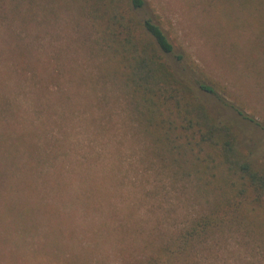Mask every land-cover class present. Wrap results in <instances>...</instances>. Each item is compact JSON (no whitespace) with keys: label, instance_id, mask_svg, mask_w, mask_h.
Here are the masks:
<instances>
[{"label":"rangeland","instance_id":"obj_1","mask_svg":"<svg viewBox=\"0 0 264 264\" xmlns=\"http://www.w3.org/2000/svg\"><path fill=\"white\" fill-rule=\"evenodd\" d=\"M148 2L176 52L185 55L177 68L212 88V94L199 92L200 100L215 118L229 123L240 149L264 168V9L244 8L237 0ZM72 7L68 0H0V137L7 107L23 119L26 100L33 102L37 88L49 90L40 104L58 101L61 86L64 94L77 93L74 80L68 83L75 70L93 75L92 83L78 88L92 97L90 106H76L78 97H72L69 109L56 103L51 120L66 124L65 136L51 124L45 141L62 138L57 148L63 146L71 164L65 174L74 182L67 196L88 177L114 199L100 193L101 202L0 205V264H141L201 208L190 185L174 184L155 164L148 169L143 163V135L119 87L96 76L97 60L84 49ZM50 75L58 76L57 85L41 81ZM42 147L57 153L51 142ZM4 164L0 160L2 175ZM2 178L7 186V177ZM197 264H264V252L231 237L198 254Z\"/></svg>","mask_w":264,"mask_h":264},{"label":"trees","instance_id":"obj_2","mask_svg":"<svg viewBox=\"0 0 264 264\" xmlns=\"http://www.w3.org/2000/svg\"><path fill=\"white\" fill-rule=\"evenodd\" d=\"M68 3L82 26L87 55L97 60L96 76L119 87L128 115L143 135V163H148V169L155 164L159 174L174 184L190 185L193 201L201 205L183 228L169 234L141 264H197L198 254L231 237L246 248L264 252V168L256 166L240 149L229 123L215 118L200 100L201 92L212 94V88L185 77L177 68L185 55L176 52L148 0ZM237 3L244 8L264 9V0ZM74 73L68 83L74 80L77 93L64 94L59 83L58 101L54 98L40 104L41 96L49 90L39 87L33 102L26 100L23 119L16 110H5L8 121L0 137V160L7 163V171L0 173V205L99 202L104 193L114 199L109 190L100 192L93 183L96 179L88 177L79 181V189L72 196H67L74 182L65 174L71 165L68 156L62 152L63 146L57 148L62 138L49 139L57 153L43 151L42 145L50 146L45 141L48 126L56 125L65 136L62 126L66 124L51 120L56 103L69 109L74 104L72 97L79 99L76 106L86 107L92 102V97H85L78 88L92 83L93 75L84 76L80 69ZM47 80H54L56 85L59 82L57 75L41 79L43 83ZM75 163L83 166L77 159Z\"/></svg>","mask_w":264,"mask_h":264}]
</instances>
